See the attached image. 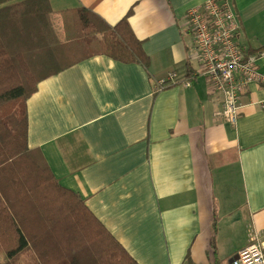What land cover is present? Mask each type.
Masks as SVG:
<instances>
[{"label":"crops","instance_id":"1","mask_svg":"<svg viewBox=\"0 0 264 264\" xmlns=\"http://www.w3.org/2000/svg\"><path fill=\"white\" fill-rule=\"evenodd\" d=\"M231 1L239 48L264 54V0ZM203 2L49 0L59 39L63 11L86 8L109 26L127 16L149 58L147 68L87 58L26 100L28 148L137 264H187V253L194 264H230L244 247H264V83L249 86L228 124L186 21ZM172 71L189 85L156 91Z\"/></svg>","mask_w":264,"mask_h":264},{"label":"trees","instance_id":"2","mask_svg":"<svg viewBox=\"0 0 264 264\" xmlns=\"http://www.w3.org/2000/svg\"><path fill=\"white\" fill-rule=\"evenodd\" d=\"M12 1L0 0V264H137L28 148L26 100L41 80L93 56L147 68L142 43L127 16L109 26L86 8L60 13L59 39L49 0ZM185 261L194 264L188 253Z\"/></svg>","mask_w":264,"mask_h":264},{"label":"built area","instance_id":"3","mask_svg":"<svg viewBox=\"0 0 264 264\" xmlns=\"http://www.w3.org/2000/svg\"><path fill=\"white\" fill-rule=\"evenodd\" d=\"M186 21L196 45V57L201 62V73L207 77L210 89L222 98L221 116L230 125L237 123L240 100L249 86L264 82L258 61L264 54L245 53L237 42V16L228 1L204 0L202 5L189 9ZM188 86V79H178L168 72L157 81L156 91L168 84ZM231 264H264V247L252 244L239 250Z\"/></svg>","mask_w":264,"mask_h":264},{"label":"rangeland","instance_id":"4","mask_svg":"<svg viewBox=\"0 0 264 264\" xmlns=\"http://www.w3.org/2000/svg\"><path fill=\"white\" fill-rule=\"evenodd\" d=\"M187 13V12H186ZM185 16H186V14H185ZM188 25V24H187ZM189 27V26H188ZM189 30L191 31V33L193 34V32H192V30H191V28L189 27ZM193 38H194V36H193ZM242 50V49H241ZM243 52H245V53H250V52H247V51H244V50H242ZM254 53H257V52H254ZM259 69V68H258ZM260 71V70H259ZM261 73V72H260ZM263 74V73H262ZM264 75V74H263ZM264 83V82H263ZM262 83H260L259 85H261ZM1 258H3L2 256H1ZM26 260H28V259H26V257H25V261ZM232 261V260H231Z\"/></svg>","mask_w":264,"mask_h":264},{"label":"water","instance_id":"5","mask_svg":"<svg viewBox=\"0 0 264 264\" xmlns=\"http://www.w3.org/2000/svg\"><path fill=\"white\" fill-rule=\"evenodd\" d=\"M229 263L231 264V260L229 261Z\"/></svg>","mask_w":264,"mask_h":264}]
</instances>
